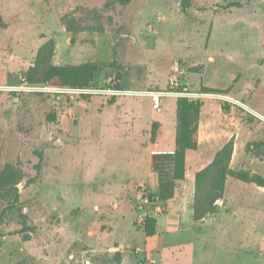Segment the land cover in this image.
Masks as SVG:
<instances>
[{
  "label": "rangeland",
  "instance_id": "obj_1",
  "mask_svg": "<svg viewBox=\"0 0 264 264\" xmlns=\"http://www.w3.org/2000/svg\"><path fill=\"white\" fill-rule=\"evenodd\" d=\"M37 62L96 63V89L116 79L166 90L176 78L192 92L224 91L261 115L200 99L213 111L190 160L237 137L231 169L264 178L261 152L245 150L264 142V0H0V182L17 175L0 198V264H264V188L228 177L218 212L198 221L192 170L171 200L157 196L152 157L176 148L178 98L158 113L148 97L10 92ZM143 215L157 220L152 238Z\"/></svg>",
  "mask_w": 264,
  "mask_h": 264
},
{
  "label": "trees",
  "instance_id": "obj_2",
  "mask_svg": "<svg viewBox=\"0 0 264 264\" xmlns=\"http://www.w3.org/2000/svg\"><path fill=\"white\" fill-rule=\"evenodd\" d=\"M52 45V42L45 44L39 51V58L43 52ZM102 71V66L96 63H86L78 66L72 65H49L40 70L39 63L32 67L27 75L29 82L34 85L48 86L55 84L62 88H90L95 76ZM37 75L33 78V75ZM117 88H122L121 84H115ZM212 93H222L220 90H208ZM208 93V92H207ZM177 132L174 152L155 153L152 157V168L158 178L160 200L167 202L174 196L178 182L186 178V157L189 151H197L199 143L197 134L199 130V121L202 112L203 102H192L186 98H178L177 103ZM224 111L229 110L222 106ZM244 110V109H243ZM250 114V113H249ZM253 116L252 114H250ZM254 117V116H253ZM158 137V124H153L152 141L155 142ZM234 140L228 141L215 155L213 161L198 172L195 177L194 204L195 220H202L210 214L218 212L217 202L220 201L226 190L228 177H233L247 184H254L264 188V178L259 174H253L245 170L231 169V161L234 153ZM261 152L264 157V142H253L246 145V152L250 150ZM16 181L17 175L11 172L4 182H0V198L6 200L11 194L10 189H5L6 179ZM15 186V185H13ZM12 193L16 195L17 188L13 187ZM23 222L27 221L22 217ZM157 220L148 218L145 224V234L152 238L156 234Z\"/></svg>",
  "mask_w": 264,
  "mask_h": 264
},
{
  "label": "built area",
  "instance_id": "obj_3",
  "mask_svg": "<svg viewBox=\"0 0 264 264\" xmlns=\"http://www.w3.org/2000/svg\"><path fill=\"white\" fill-rule=\"evenodd\" d=\"M120 84V81L111 79L108 86L103 89L90 88H62L52 86H39L31 84L26 78L21 79V83L15 87L9 88V91L16 93L17 95H23L25 93H46L52 95L67 96L71 101L79 98H89L91 96H109L110 98L121 97V96H136V97H148L152 102V109L155 112H162L163 110V99L164 98H186L192 102H197L202 98L213 97L219 98L227 103L234 105H241L248 109L251 114H256L250 107L241 103L240 101L234 100L225 94L216 93H203V92H192L189 91L183 84H180L178 79H171L166 90H146V91H132L117 88L115 84ZM252 114V115H253ZM147 201V200H146ZM151 218V217H150ZM148 218H144V215L139 219V223L145 227Z\"/></svg>",
  "mask_w": 264,
  "mask_h": 264
},
{
  "label": "crops",
  "instance_id": "obj_4",
  "mask_svg": "<svg viewBox=\"0 0 264 264\" xmlns=\"http://www.w3.org/2000/svg\"><path fill=\"white\" fill-rule=\"evenodd\" d=\"M220 94V93H219ZM206 106H207V103L205 102V103H203V107H202V112H201V116H200V121L201 122H203V114H204V110H205V108H206ZM207 107H209V106H207ZM221 110H222V107L220 108ZM233 106L231 107V113H229V114H227V113H221L222 114V121H225L226 119H230L231 117H232V115H233ZM230 110V109H229ZM253 110V109H252ZM208 111L209 112H211V115H212V111H213V108H211V107H209V109H208ZM256 112V114H258V115H261L260 113H258L257 111H255ZM210 116V115H209ZM209 116H207V117H209ZM235 121H237L236 119H235ZM226 122V121H225ZM238 140H239V138H237L236 137V143H235V150H234V156H235V154L237 155V153L239 154V153H241V151L243 150V148L241 149L240 147H239V144H238ZM225 144V143H224ZM224 144H222L221 146H219L217 149H216V151H214L213 152V154L211 155V156H200V157H198L194 162H192L191 160H190V156H191V154H196V153H198L199 151H200V149H201V143L199 142V148H198V150L197 151H189L188 153H187V157H186V168H187V175H188V173H189V171L190 170H192V173H193V176H192V178H195L196 177V174L198 173V172H200L202 169H201V165L203 164V163H207V165H209L212 161H213V159H214V157H215V155H216V153L224 146ZM244 149H245V147H244ZM175 150V149H174ZM174 150H163V151H161V152H164V153H171V152H174ZM135 157H137V156H135ZM134 156L133 157H131L129 160L130 161H128L129 163L130 162H132L131 164L133 165V163H134V160L136 161L137 160V158H135ZM136 164H137V162H135ZM138 165V164H137ZM152 165V164H151ZM150 165V166H151ZM131 169H132V172L134 173V175L135 176H137L138 178H141V173L139 172V167L138 166H133V167H131ZM95 204H97V203H95ZM97 205H100V204H97ZM97 205H94L96 208H99ZM70 228H73L74 229V227L72 226V225H70L69 226ZM86 235H84V237H82V240H84V242L85 243H87L88 245H90V246H92L91 244H93V242L90 240V239H88V237H85Z\"/></svg>",
  "mask_w": 264,
  "mask_h": 264
}]
</instances>
